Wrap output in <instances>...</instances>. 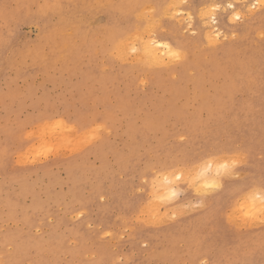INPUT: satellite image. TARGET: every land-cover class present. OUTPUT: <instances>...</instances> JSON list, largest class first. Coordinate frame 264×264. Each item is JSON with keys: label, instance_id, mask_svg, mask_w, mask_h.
I'll list each match as a JSON object with an SVG mask.
<instances>
[{"label": "rangeland", "instance_id": "1", "mask_svg": "<svg viewBox=\"0 0 264 264\" xmlns=\"http://www.w3.org/2000/svg\"><path fill=\"white\" fill-rule=\"evenodd\" d=\"M229 1L0 0V264H264V0Z\"/></svg>", "mask_w": 264, "mask_h": 264}, {"label": "bare ground", "instance_id": "2", "mask_svg": "<svg viewBox=\"0 0 264 264\" xmlns=\"http://www.w3.org/2000/svg\"><path fill=\"white\" fill-rule=\"evenodd\" d=\"M249 1H251V0H249ZM235 2H236V0H233V1H229V2H227V7H228V9L229 8H231V9H233V8H235ZM242 2V1H241ZM244 2V1H243ZM252 2V1H251ZM182 3H183V1H182ZM248 3H250V2H248ZM248 3L246 4V6H245V9H246V12H248L247 10H249V12H250V6H252V5H248ZM203 4V3H202ZM251 4V3H250ZM260 4V3H259ZM150 5V4H149ZM204 5V4H203ZM169 6V5H168ZM242 6V5H241ZM153 7V6H152ZM243 7H244V3H243ZM242 7V8H243ZM255 7V6H254ZM241 8V7H240ZM239 7L238 8H236V10H238V9H240ZM179 9V8H178ZM170 10H171V8H170ZM241 10V9H240ZM233 11H235V10H233ZM242 11V10H241ZM203 12V11H202ZM232 12V11H231ZM244 12V11H243ZM243 12L241 13V15H243ZM251 13H253V11L251 10ZM248 15V14H247ZM175 16V15H174ZM202 17H203V19H210L211 21H213V22H215L217 25L215 26V25H213V23H212V28H214L212 31H211V33H209L208 34V36H209V38H210V40H212V42H215L216 41V39H215V36H213L212 34H220V28H219V26L221 25L220 23H219V20H220V22H221V20H223L222 18H220L219 19V17H218V19H217V16H216V13L214 14H212L210 11H205L202 15H201ZM234 16H236V17H241L240 16V12H234ZM244 16V15H243ZM242 18V17H241ZM216 20V21H215ZM157 21V20H156ZM224 21V20H223ZM211 23V22H210ZM214 23V24H215ZM223 23V22H222ZM159 24V23H158ZM206 26V25H205ZM209 27V26H208ZM221 27V26H220ZM150 28V27H149ZM222 28V27H221ZM143 33V32H142ZM223 34V33H222ZM155 34H153V36H149L148 37V39H146V40H143L142 41V54H144V55H146L147 57H149L150 58V60L152 61V62H155V63H164L165 62V60H166V58H173V57H176V56H180V53H179V49L181 48V45H175V44H173V43H171L170 41H167V40H164V39H160V38H158V37H155L154 36ZM133 37V36H132ZM125 40V39H124ZM222 40V39H221ZM136 41V40H135ZM134 41V42H135ZM133 42V41H132ZM133 42V43H134ZM127 43H128V41H127ZM121 44H123L124 45V43L123 42H121ZM135 44V43H134ZM119 52V51H118ZM118 56V55H117ZM133 57V56H132ZM148 58V59H149ZM146 80V79H145ZM49 122V121H48ZM86 131V130H85ZM43 134V133H42ZM67 138V137H66ZM260 141H263V139H260L259 140V142ZM250 145H252V148H251V153H253L254 152V144H250ZM75 151V150H74ZM253 155H254V153H253ZM213 157V156H212ZM214 158V157H213ZM205 160V159H204ZM203 160V161H204ZM210 160V159H209ZM208 160V161H209ZM198 164V163H197ZM207 164V163H206ZM205 164V165H206ZM196 165V164H195ZM215 165H218L217 164V162H214V161H209L208 162V164L206 165V166H204V167H195V168H199V169H197L198 170V172H197V174H199V176L201 177V178H203V177H207L208 175H210L212 172H209V168H211V167H214ZM217 168V167H216ZM209 172V173H208ZM164 173V172H163ZM192 173H194L195 174V172H191V174ZM196 174V175H197ZM193 175V174H192ZM198 176V175H197ZM164 178H165V180H167V181H170L169 179H171V178H169V176L168 175H164ZM163 177H162V179H164ZM253 182H255V179H252V178H246V179H244V181L241 183V185H246V184H251V183H253ZM257 182H260L263 186H264V181L262 182V180L261 181H257ZM167 183V182H166ZM169 183V182H168ZM164 183H162V181H159V186H160V188H164V190L166 189V190H170L172 187L171 186H167L166 184L165 185H163ZM260 188V187H259ZM226 189H227V187H226ZM226 189L223 191V192H221L219 195L221 196V197H223V196H225V194L227 193L226 192ZM261 189V188H260ZM250 190V189H249ZM264 191V190H263ZM215 204V203H214ZM214 208H215V206L212 208V206L210 207V208H208L205 212H204V214H209V213H211L212 212V210H214ZM203 217H200V216H196V217H192V218H189V219H186V220H184L183 222H181L182 224H183V226H188V225H190L191 223H193V222H196V221H201V219H202ZM251 226V225H250ZM190 227V226H189ZM192 228L193 229H195L193 226H192ZM191 228V229H192ZM211 232H213V230L211 231ZM216 232V231H215ZM176 233V232H175ZM218 240V239H217ZM219 240H222V239H219ZM197 252V251H196ZM213 263L214 264H219V261H217V260H215V261H213Z\"/></svg>", "mask_w": 264, "mask_h": 264}]
</instances>
